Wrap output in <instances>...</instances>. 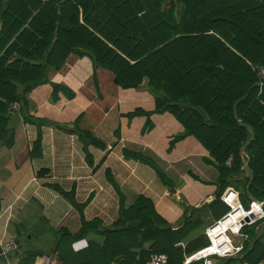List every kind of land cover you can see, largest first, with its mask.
<instances>
[{"label":"trees","instance_id":"1","mask_svg":"<svg viewBox=\"0 0 264 264\" xmlns=\"http://www.w3.org/2000/svg\"><path fill=\"white\" fill-rule=\"evenodd\" d=\"M165 1L167 8H163ZM45 46L50 48L47 65L54 63L60 52L61 65L70 52L82 48L94 67L111 71L122 88H136L146 80L155 96L153 111L146 112V124H150V114L169 112L184 129L176 139L193 136L217 168L210 206L221 201L230 184H243L239 199L245 207L246 201L252 200L264 206V82L257 69L264 66V0H0V50L6 49L0 57V143L6 147L14 140V129L8 126L14 116L9 104L18 103V113L28 121L26 94L38 82H48L44 66L22 59ZM14 50L17 58L6 65ZM13 80L21 82V91ZM51 86L54 99L59 90L72 96L66 87ZM57 127L78 133L91 162L87 145L96 143L91 133ZM40 142L38 125L30 156L40 150ZM124 154L151 162L138 153ZM157 171L169 183L165 174ZM46 173L47 169L39 171L40 175ZM109 180L114 183L111 177ZM48 185L82 210L73 190ZM119 212L113 227L99 231L106 238L102 247L91 244L78 253L70 248L90 225L98 223L83 220L77 233L58 232L55 250L69 264H111L117 256H121L117 257L119 264H147L158 253H165L169 264H181L186 254L205 245L201 235L180 245L196 225L189 226L186 219L178 228L163 226L152 202L142 196L128 209L121 206ZM241 234L242 248L217 258L214 264L264 261V218L244 225ZM144 241L152 243L144 248ZM134 247L137 252L131 251ZM44 253L42 248L27 246L18 264H32ZM3 254L0 264H8L3 256L9 253Z\"/></svg>","mask_w":264,"mask_h":264},{"label":"crops","instance_id":"2","mask_svg":"<svg viewBox=\"0 0 264 264\" xmlns=\"http://www.w3.org/2000/svg\"><path fill=\"white\" fill-rule=\"evenodd\" d=\"M79 11L82 23L80 6ZM5 50H0V57ZM49 50L45 46L22 59L44 66L48 82H38L26 94L28 121L16 112L11 118L8 126L14 129L13 144L6 147L0 143V257L2 244L12 240L19 251L3 254L8 264H18L27 246L45 251L32 264H69L55 250L60 230L77 233L83 220H97L84 236L71 242L70 248L78 253L91 244L102 247L106 238L99 231L113 227L120 207L128 209L139 196L152 202L163 226L178 228L186 219L189 226L196 225L186 232L180 245L200 235L205 244L204 229L214 222L203 224L209 215L206 206L211 203L205 201L209 196L214 198L218 170L201 144L193 136L176 139L184 129L169 112L150 114V124H146V112L155 107V96L146 80L136 88H122L111 71L94 67L82 48L70 52L61 65V52L54 63L47 65ZM16 58L14 50L6 65ZM20 83L12 81L19 91L23 88ZM51 83L66 87L72 96L59 90L54 99ZM38 125L40 150L30 156ZM57 126L91 133L96 139L95 144L87 145L91 162L86 159L78 133ZM124 151L138 153L151 162L128 157ZM41 169H47V173L40 175ZM48 184H57L67 192L73 190L82 210ZM237 207L235 216L232 213L224 218L221 222L225 223L213 231L214 240L222 237L221 228L225 231L235 222L234 217L242 214ZM233 231L234 241L242 239ZM151 243L144 241L142 245L147 248ZM117 257L111 264H119Z\"/></svg>","mask_w":264,"mask_h":264},{"label":"built area","instance_id":"3","mask_svg":"<svg viewBox=\"0 0 264 264\" xmlns=\"http://www.w3.org/2000/svg\"><path fill=\"white\" fill-rule=\"evenodd\" d=\"M49 0H40L41 3L48 2ZM260 77L264 82V66H260L257 68ZM18 105L15 104L12 110H16ZM232 158H228L227 164H231ZM221 201L229 207V210L222 215L219 219L208 225L204 229V235L206 237V243L196 251L187 254L184 256L181 264H214V260L223 257L226 255H231L238 252L242 248L241 239H235L233 230H236L241 237L242 227L246 224H251L256 221H260L264 218V206L263 202L252 200L249 203L248 207H245L240 199L239 193L237 190L232 187H227L220 196ZM239 202V204H235ZM240 207L242 214H239L237 217H234L235 222H231L228 228L223 231L227 232V235L224 237H217V240H214L216 237H212V232L216 230L221 224H224L225 217L234 213L233 216L237 213ZM223 227V226H222ZM237 240V241H236ZM16 248V244L14 241L10 240L2 244L1 249L2 253H10L9 251ZM147 264H169L168 256L165 253L153 254L148 260Z\"/></svg>","mask_w":264,"mask_h":264},{"label":"rangeland","instance_id":"4","mask_svg":"<svg viewBox=\"0 0 264 264\" xmlns=\"http://www.w3.org/2000/svg\"><path fill=\"white\" fill-rule=\"evenodd\" d=\"M168 7V2L167 1H165L164 3H163V8H167ZM17 91L19 92V89L17 88ZM15 104H17L18 105V103H11V104H9V106H8V108H9V113H11V114H14L15 112V114H17L18 113V108L16 109V110H12L11 108H13V106L15 105ZM13 142H14V140H13ZM240 177L242 178L243 177V175H240ZM242 185L243 184H240V185H238V187H236L235 185H233V184H230L229 186H227V187H232L233 189H235V190H237L238 191V193H240V191H241V188H242ZM226 187V188H227ZM225 188V189H226ZM224 189V190H225ZM223 193V192H222ZM247 202V205L246 206H249V201H246ZM242 203V202H241ZM243 204V203H242ZM244 206H245V203L243 204ZM206 209H207V211H208V216L206 217V220L207 221H205L203 224H206V223H209V222H211V221H216L217 219H219L223 214H225L228 210H229V207L227 206V205H225L222 201H218V200H216V202L213 204V205H207L206 206ZM243 228V227H242ZM205 242V241H204ZM16 251H19V250H17V247L16 248H14V249H12V250H10L9 252L10 253H13V252H16ZM1 252H3V250L1 249ZM215 261V263L217 262V259H215L214 260Z\"/></svg>","mask_w":264,"mask_h":264},{"label":"water","instance_id":"5","mask_svg":"<svg viewBox=\"0 0 264 264\" xmlns=\"http://www.w3.org/2000/svg\"><path fill=\"white\" fill-rule=\"evenodd\" d=\"M236 113V112H235ZM244 152V148H241L240 149V155H242ZM248 175L251 176V170H248ZM213 196H209L207 197L206 201L205 202H212L213 201Z\"/></svg>","mask_w":264,"mask_h":264},{"label":"bare ground","instance_id":"6","mask_svg":"<svg viewBox=\"0 0 264 264\" xmlns=\"http://www.w3.org/2000/svg\"><path fill=\"white\" fill-rule=\"evenodd\" d=\"M239 212V211H238ZM239 214H240V212H239ZM226 218V217H225ZM229 224V223H228ZM226 227V226H225ZM220 233H221V235H222V237H224L225 238V236H224V234H223V232H222V228L220 229ZM212 237L214 238V233L212 232Z\"/></svg>","mask_w":264,"mask_h":264}]
</instances>
